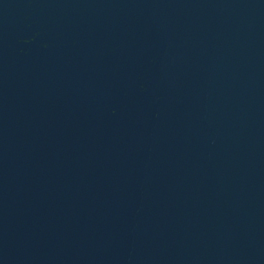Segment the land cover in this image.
Wrapping results in <instances>:
<instances>
[{"label":"water","instance_id":"1","mask_svg":"<svg viewBox=\"0 0 264 264\" xmlns=\"http://www.w3.org/2000/svg\"><path fill=\"white\" fill-rule=\"evenodd\" d=\"M264 27V0H0V142Z\"/></svg>","mask_w":264,"mask_h":264}]
</instances>
